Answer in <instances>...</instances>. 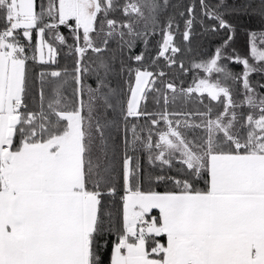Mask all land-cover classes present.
I'll list each match as a JSON object with an SVG mask.
<instances>
[{"label":"snow or ice","instance_id":"snow-or-ice-1","mask_svg":"<svg viewBox=\"0 0 264 264\" xmlns=\"http://www.w3.org/2000/svg\"><path fill=\"white\" fill-rule=\"evenodd\" d=\"M198 3L204 31L228 33L213 55L193 63L203 77L178 88L163 69L129 68L134 83L128 81L123 106L105 53L112 42L121 53L136 40L147 44L169 0H40L39 6L0 0V264H264V92L250 80L253 73L264 79V31L248 33L246 56L227 55L234 29L225 17L246 12L251 0L233 8L226 0ZM257 14L264 23V0ZM179 15L186 17L182 39L189 42L196 9L189 5ZM174 23L170 18L160 28L153 59L164 58L169 68L181 52ZM57 44L69 47L73 68L42 69L32 79L29 60L54 65ZM89 52L94 58L86 63ZM134 59L142 62L144 53ZM222 60L242 71L232 72ZM179 68L189 71L182 61ZM149 93L159 111L141 110ZM193 94L201 105L206 94L209 104L169 110ZM117 110L124 125V194L113 213L106 197L116 194ZM130 118L145 125L129 127ZM129 149L145 151L160 172L133 166Z\"/></svg>","mask_w":264,"mask_h":264},{"label":"trees","instance_id":"trees-1","mask_svg":"<svg viewBox=\"0 0 264 264\" xmlns=\"http://www.w3.org/2000/svg\"><path fill=\"white\" fill-rule=\"evenodd\" d=\"M37 6H39L40 0H36ZM123 0H121V3ZM170 6L166 9L165 12L161 13L159 18V23L156 28V32L147 36L148 43L145 44L143 40H136L134 46L131 49L125 48L123 53H121L120 48L117 46L116 42H112L107 53L105 55L112 60L113 71L109 76L110 85L113 89L116 90L117 98L120 101L121 105L126 106L127 99L130 95L128 91V81H132L134 83V72L129 73V68L135 69L137 67H146L150 71L156 72L160 69H163L168 76L166 79L173 80L177 87H188L189 85H193V81L196 78L203 77V73L195 70L192 65L193 63H199L202 60L208 59L211 55L215 53L217 47L223 44V41L227 39L228 33L221 30L216 34H211L205 32L201 27V18H200V7L198 0H169ZM208 3L211 5H215L217 0H208ZM229 8L238 7L239 5L245 3V0H226ZM252 7H250L246 12L245 11H236V12H228L226 15V19L233 26V39L230 42V47L226 49L227 55H236L239 54L241 56H246L248 54V33L251 31H264V23L261 22L259 17L258 9H259V0H251ZM192 5L196 9V22L193 25L192 35L190 37L189 42H184L182 39V32L184 31V19L186 17H181L179 15L180 12H184L186 7ZM116 18L119 19L120 15L116 14ZM172 18L175 23L173 24V31L176 33L174 42L175 45L181 48V52L178 53L175 57L177 64L171 68L167 67V62L161 57L155 60L153 63V59L157 57L159 46L162 43L163 37L160 35V28L163 27L167 21ZM207 22V21H205ZM176 23L179 24V29H176ZM142 29L143 24L139 25ZM61 33L67 39V45L73 44V39L68 29L60 26ZM20 39L23 43L27 44L28 42L24 40L23 36H20ZM67 45H59L58 55L56 57V63L54 65H46L42 66L38 63H34L29 60L28 67L30 77L32 79H36L38 77V73L43 69L47 71L51 70H60L63 71L67 68L69 71L74 66L75 56L70 55V49ZM28 55L32 56L33 52L31 50H27ZM144 53V60L142 62L135 61L134 57L138 54ZM169 56V53L167 54ZM89 59H86V63L90 62L91 58H94V54L91 52L88 53ZM183 62L184 67L189 69L188 73H184L180 70L179 64ZM221 63L225 65L229 70L234 73H240L242 71V66L232 63L228 60H222ZM123 65V71L121 70ZM217 78V74H213L210 79L215 80ZM250 80L253 83L254 87H257L258 91L264 92V89H260L258 87L259 84H264V79L261 78L260 74L253 73L250 76ZM87 83L94 84V78H87ZM258 82V83H257ZM38 86V84H37ZM233 94L234 98L237 100L240 97L237 95V86L233 85ZM155 93H149L147 101L141 100V110H146L148 112L159 111L155 100L153 99ZM200 97L197 94H193L192 99L185 104L183 100H178L175 105H170V111H194L197 108L203 109L205 105L209 104V99L207 95L204 94L203 100L204 104L201 105L198 103ZM212 105L218 107L216 102H211ZM247 111V110H245ZM113 118L118 121V130L116 128L113 129L114 134V156L112 158V167L114 169V186L116 188L115 196L106 197V201L111 207L113 213H116L120 210L121 201L120 197L123 193V180H122V167H123V159L125 154L124 148V125L122 118L119 116V110L115 114H112ZM135 123L140 127L145 125V121L143 118L139 120H135L134 118L129 119V127ZM129 138L130 135H129ZM128 155L133 157L132 165L135 166L137 162L142 166L143 171L147 174L151 172L152 175L158 174L160 172L159 167L153 168L152 165L148 163L147 153L143 150L133 152L131 149L128 150ZM176 169L173 168L172 172L169 174H175ZM145 188H147V182H145ZM197 187H204V182L201 180ZM159 190H163L160 188Z\"/></svg>","mask_w":264,"mask_h":264},{"label":"rangeland","instance_id":"rangeland-1","mask_svg":"<svg viewBox=\"0 0 264 264\" xmlns=\"http://www.w3.org/2000/svg\"><path fill=\"white\" fill-rule=\"evenodd\" d=\"M45 51H46V50H45ZM167 54H168V53H167ZM167 54H166V55H167ZM171 55H172V54L169 52V56H171ZM163 59H164V58H163ZM164 60H165V59H164ZM165 61H166V60H165ZM166 62H167V61H166Z\"/></svg>","mask_w":264,"mask_h":264}]
</instances>
